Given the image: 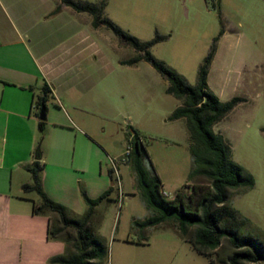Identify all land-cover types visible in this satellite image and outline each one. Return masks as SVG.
I'll return each mask as SVG.
<instances>
[{"label":"rangeland","instance_id":"obj_1","mask_svg":"<svg viewBox=\"0 0 264 264\" xmlns=\"http://www.w3.org/2000/svg\"><path fill=\"white\" fill-rule=\"evenodd\" d=\"M58 1L7 3L15 5L25 27L35 32L45 28L39 35L43 52L75 53L67 60L77 61L75 70L66 75L58 72L53 78L61 108L54 107L52 98L47 100L43 140L39 135L43 153L56 151L65 157L56 180L58 189L66 192L62 198L69 202L70 213L85 211L82 190L91 197L113 185L114 199L95 208V230L107 245L105 264H230L235 248L226 239L207 254H198L171 222L141 230L132 225L133 219L142 220L151 211L140 196L127 158L121 161L130 148L129 124L145 142L146 167L158 174L168 197L180 189L189 193L194 182L188 179L193 158L185 119H169L180 100L167 93V80L149 62L123 63L136 51L104 25L91 28V14L71 7L52 13ZM85 1H105L103 15L142 42L156 34L165 36L150 47L151 53L191 85L196 84L199 66L222 30L209 69V88L221 100L236 95L246 100L214 130L229 142L232 159L253 176L252 187L229 189V202L249 219L241 231L257 237L263 246L258 262L244 264H264V0ZM85 29L90 37L81 41ZM21 140L10 126L8 147L20 150ZM111 158L119 160V199L115 175L113 180L109 176ZM17 236L23 239L15 231L0 240V264H51L49 258L64 251L44 241L25 244Z\"/></svg>","mask_w":264,"mask_h":264},{"label":"trees","instance_id":"obj_2","mask_svg":"<svg viewBox=\"0 0 264 264\" xmlns=\"http://www.w3.org/2000/svg\"><path fill=\"white\" fill-rule=\"evenodd\" d=\"M105 1L95 4L85 0H59L52 13L59 12L63 6L71 7L77 12H88L92 15L94 28L101 25L112 30L121 42L136 51V55L123 63L135 64L140 60L149 62L166 80L168 94L180 100L170 120L184 118L190 140V152L193 158L188 179L193 180L190 192L178 190L168 197L162 182L154 169L146 167L148 157L146 144L138 131L128 125L130 151L126 161L132 169L140 196L151 214L144 219H133L132 225L141 229L171 222L178 235L198 254H207L217 248L222 239H226L235 250L229 255L230 264H244V261L258 262L263 256L262 242L250 233L241 229L249 223L229 202V189L250 188L254 184L253 176L239 163L232 159L229 142L222 133L216 132L214 126L240 102L242 96H232L221 100L208 85V74L217 51V42L222 35L214 37L210 50L198 69L197 82L191 85L174 69L156 58L150 47L165 36L156 34L147 42L124 31L103 15ZM50 86L42 85V95L35 99L39 115L41 106L47 109ZM39 130L43 133L45 120H39ZM264 131V126L262 127ZM44 163L34 159L27 165L31 181L24 183V192H34L37 200L32 201L33 214L48 216L47 238L64 243L61 254L49 258L51 264H105L107 245L97 234L95 228V208L101 202L110 200L113 185L95 198L81 191L86 209L83 213L72 215L62 203L47 195L42 185ZM110 179L112 178L109 170Z\"/></svg>","mask_w":264,"mask_h":264},{"label":"crops","instance_id":"obj_3","mask_svg":"<svg viewBox=\"0 0 264 264\" xmlns=\"http://www.w3.org/2000/svg\"><path fill=\"white\" fill-rule=\"evenodd\" d=\"M67 7L63 6L57 13ZM16 9L15 5L8 4L7 0H0V240L8 239L9 235H14L16 231L23 236V239L17 237L25 244L31 241H44L55 244L58 251H63V242L47 239L48 216L32 213L31 200H37L36 194L24 192L22 185L31 181L26 167L35 159L34 153L39 147L40 160L44 163L42 171L44 191L66 207L70 205L62 198L66 192L58 189L56 180L58 173L65 167V157L56 151L47 150L43 153L41 150L39 135L42 132L38 127L35 99L42 95V85L47 83L51 89L49 98L55 101L54 107L61 108L62 101L56 93L53 78L58 72L66 75V71L71 70L77 61H67L75 54L66 52L67 49L51 54L43 52L39 35L44 34L45 28L40 26L35 32L33 28L25 27V23L16 15ZM86 24L88 26V21ZM55 33L57 31L47 33L46 39H51ZM89 37V29L80 34L81 41ZM73 70L75 69L71 71ZM10 126L15 137L23 141L20 150L8 147ZM43 138L44 132L41 140ZM43 157L46 159L45 162ZM97 196L91 195L92 198ZM111 199L114 197L110 194Z\"/></svg>","mask_w":264,"mask_h":264},{"label":"built area","instance_id":"obj_4","mask_svg":"<svg viewBox=\"0 0 264 264\" xmlns=\"http://www.w3.org/2000/svg\"><path fill=\"white\" fill-rule=\"evenodd\" d=\"M129 151H130V148L129 149H126V157H127V154L129 153ZM126 157L123 158V159H121V161L125 160ZM118 161H119L118 159H112L111 158V164H112V166H111V173L113 175H115V178L117 180L118 199H119V198H121V188H120V175H119Z\"/></svg>","mask_w":264,"mask_h":264},{"label":"water","instance_id":"obj_5","mask_svg":"<svg viewBox=\"0 0 264 264\" xmlns=\"http://www.w3.org/2000/svg\"><path fill=\"white\" fill-rule=\"evenodd\" d=\"M39 120H45L46 119V110L43 106H41L39 115H38ZM34 158L35 159H40L41 158V151L40 148L37 147L34 153Z\"/></svg>","mask_w":264,"mask_h":264}]
</instances>
